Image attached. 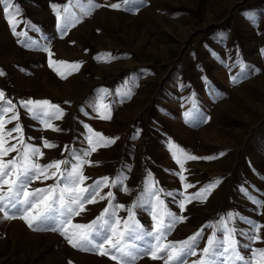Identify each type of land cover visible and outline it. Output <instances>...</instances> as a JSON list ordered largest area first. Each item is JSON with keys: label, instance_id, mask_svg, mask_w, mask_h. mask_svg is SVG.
Masks as SVG:
<instances>
[{"label": "rangeland", "instance_id": "374dc122", "mask_svg": "<svg viewBox=\"0 0 264 264\" xmlns=\"http://www.w3.org/2000/svg\"><path fill=\"white\" fill-rule=\"evenodd\" d=\"M140 2L144 0L135 3ZM12 3L19 8L9 10L19 35L0 5V70L5 73L0 90L16 106L25 141L44 153L36 158L40 164L73 161V152L90 147L89 128L113 139L86 157L91 163L82 166L83 175L91 179L84 185L108 177L109 186L100 195L112 192V202L125 206L117 213L122 220L133 202H156L158 195L163 201L156 208L158 217L167 211L187 217L166 241H183L204 228L197 256L187 264L200 258L213 233L208 225L227 218L228 212L240 217L229 227L246 230L243 217L264 225V0H158L159 12L153 7L139 12L135 3L124 5L123 0ZM114 3L121 4L120 12L105 10ZM52 4L60 6V24ZM95 5L105 8L91 18ZM51 46L57 57L68 59L67 67L53 70L58 63L50 55ZM98 47L107 51L93 59ZM27 100L58 105L62 118L45 127L21 107ZM15 123H6V129ZM44 140L55 147L45 148ZM190 155L214 159L190 160ZM13 156L16 152L5 159ZM113 179L122 184L113 186ZM217 179L216 187L201 191ZM53 183L54 178L35 180L30 189ZM198 192L201 199L188 202ZM107 205V199L99 198L85 204L72 223H90ZM134 211L145 230H151V213ZM2 217L0 213V264H118L73 248L59 231H33L20 218ZM259 235L264 237V227ZM262 247L264 242L253 244ZM163 259L141 255L135 264H163ZM254 264H264V256L257 254Z\"/></svg>", "mask_w": 264, "mask_h": 264}, {"label": "snow or ice", "instance_id": "6c2138e0", "mask_svg": "<svg viewBox=\"0 0 264 264\" xmlns=\"http://www.w3.org/2000/svg\"><path fill=\"white\" fill-rule=\"evenodd\" d=\"M135 2L136 0H123L124 5ZM0 5H4L3 11L6 14H9L10 9L13 13L19 11L18 7L13 6L12 0H0ZM69 6V4L64 5L65 12L68 11ZM51 7L59 19L60 6L52 4ZM109 7L118 9L121 4L114 3ZM9 23L13 33L19 35L15 31L14 16L11 14H9ZM29 26L32 27V25ZM4 74L3 70H0V75ZM20 104L33 119L41 120L45 127H52L49 122L52 119H60L63 115V110L58 105H53L47 100H27L21 101ZM105 107L110 109V106ZM7 113L12 115L6 121ZM101 118L110 119L111 117L102 116ZM12 121L17 123L13 128L6 129V123ZM18 121L19 114L16 106L11 99L5 100V93L0 90V213H3V219L20 218L33 231L42 230V228L59 231L73 248L97 252L101 256H108L117 261L118 264H135V260L141 255L149 256L153 260L163 259L166 256L163 264H187L189 257L197 256L198 244L204 228L183 241H166V235L177 223L185 221L187 217L171 211H167L165 216L158 217L157 205H163L158 195L156 202H152L151 199L133 202L127 209L128 218L122 220L117 213L118 209L125 206L112 202L114 200L112 192H108L105 196L100 195L101 189L109 186L108 177L97 178L92 184L84 185V181L91 179L83 175L82 166L85 163H91L86 157L96 152L98 147L113 144L115 142L113 139L103 137L99 132L92 134V129L89 128L90 135L87 137V143L90 147L81 152H73V161L53 160L47 164H40L36 158L43 157L44 153L40 147L25 141L23 127ZM13 133L17 135L13 136ZM11 140H16L17 143H10ZM43 146L55 147L47 140H44ZM181 151L184 150L181 149ZM11 152H16V156L5 159ZM187 158L190 160L214 159L212 156L197 157L195 155ZM69 165L70 168L67 167ZM180 166L183 168V164ZM53 178L55 179L53 184L30 189L31 183L35 180ZM180 179L183 181L185 177L180 175ZM218 183L217 179L210 184L209 188L201 191L207 192ZM111 184L119 186L122 181L113 179ZM121 190L127 191L126 188ZM152 194L154 192L149 186V195ZM97 198L108 200V205L99 215L88 224L72 223V217L79 216L85 210L84 205L96 203ZM203 198L206 199V196ZM193 199H201V192L187 198L188 202ZM136 208H143L151 213V219L154 221L151 230H145V227L136 219L134 211ZM179 208L181 211L185 210L184 201L179 203ZM235 218H240L239 214L234 216L233 212H228L227 218L221 216L215 225H208L213 228V233L208 237L206 246L200 250V258L192 264H254L257 254L264 256V247L253 248L254 243L264 242V237L259 235L264 225L243 217L241 219L247 220L248 224L246 230L229 227L230 222ZM237 235L240 240L237 239ZM241 241L246 242L241 243ZM241 249L248 255L243 254Z\"/></svg>", "mask_w": 264, "mask_h": 264}, {"label": "crops", "instance_id": "0c3cea01", "mask_svg": "<svg viewBox=\"0 0 264 264\" xmlns=\"http://www.w3.org/2000/svg\"><path fill=\"white\" fill-rule=\"evenodd\" d=\"M156 1H158V0H144V3H135V6H137L138 8H137V10L139 11V12H142V10L143 9H145V8H148V7H150V10H151V8L153 7L154 9H156V7H159V6H156L155 5V3H156ZM85 5L87 6V3H85ZM103 8H105L104 6H101V7H98V8H95L94 9V12H93V14L91 15V16H89V17H91V18H93V16L95 15V14H97L100 10H102ZM106 9H108V10H110V11H115V12H120V9H109V8H105V10ZM158 12L159 11H161V10H158V9H156ZM149 16V15H148ZM171 17H176V16H173V15H171ZM149 19V18H148ZM60 18L59 19H57V22L60 24ZM88 20V19H87ZM63 21V20H62ZM86 24H87V22H86V20L84 21ZM84 23L82 22L80 25H83ZM151 24V23H150ZM80 25H78V26H76V27H74V28H72L71 29V32L68 34L69 36H71L72 34V32L75 30V29H78V27L80 26ZM68 35H67V37H68ZM66 37V38H67ZM56 38H54L53 40H55ZM57 40H59V41H61L62 39H58L57 38ZM64 40H66V39H64ZM58 42V41H57ZM55 47V46H54ZM53 47V49H52V46H51V48H50V55H51V57H52V59L53 60H55V61H57V66H55L54 68H53V70H55V68H57L58 69V67H67L68 65H69V63H68V59L67 58H59V57H57L56 56V52H55V48ZM103 51H107V50H105L104 48H97V55L96 56H92V58L93 59H95V58H97V57H99V56H101L104 52ZM110 52V51H109ZM115 59H119V58H115ZM66 60V61H65ZM61 61H64V63H60ZM118 61V60H117ZM73 63V65H76V62H72ZM76 74H78V72H76Z\"/></svg>", "mask_w": 264, "mask_h": 264}]
</instances>
